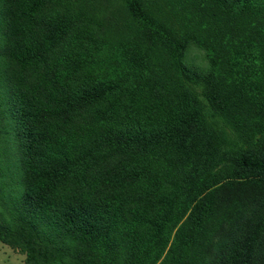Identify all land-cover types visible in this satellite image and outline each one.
<instances>
[{"label":"trees","instance_id":"16d2710c","mask_svg":"<svg viewBox=\"0 0 264 264\" xmlns=\"http://www.w3.org/2000/svg\"><path fill=\"white\" fill-rule=\"evenodd\" d=\"M48 2L6 0V10L18 3L26 20L20 62L44 65L39 90L45 99L43 114L53 109H48L49 101L69 114L95 103H106L108 109L78 140L63 134L59 123L39 117L41 99L37 107L21 110L18 142L26 196L38 202L29 201L36 203L31 210L9 208L19 227L1 230L0 225V241L11 242L17 233L27 248L28 264H53L63 256L78 264H114L115 246L126 231L131 233L132 264H253L247 239L236 246L230 240L217 243L204 256L198 250L209 240L225 201L224 183L264 181V150L248 144L264 131V0H123L126 21L121 30L126 27L136 35L116 42L84 33L69 42L63 39L83 19H97L98 0H67L69 11L54 29L46 36L32 32L34 15ZM146 34L149 44L143 43ZM188 39L205 47L207 75L179 63ZM63 41L67 46L56 59L55 74L49 55ZM85 72L93 76H82ZM192 84L202 86L200 94ZM200 97L246 146L223 148ZM124 154L134 161L118 167L107 179L109 185L145 180L146 195L170 187L152 215L149 205H135L130 219H123L125 199L118 194L85 203L52 195L58 185L83 179L96 161ZM36 172L44 180L40 189L29 180ZM258 222L255 231L264 221ZM141 223L148 227L138 232ZM66 236L73 246L60 243Z\"/></svg>","mask_w":264,"mask_h":264},{"label":"rangeland","instance_id":"374dc122","mask_svg":"<svg viewBox=\"0 0 264 264\" xmlns=\"http://www.w3.org/2000/svg\"><path fill=\"white\" fill-rule=\"evenodd\" d=\"M123 0H98L94 13L96 20L83 19L74 25L67 36L68 42L76 33L92 35L95 39H106L109 42H116L125 38L134 40L135 32L129 31L120 23L126 21L123 12ZM69 11L67 0H51L39 13L34 15L32 22V32L42 36L54 29L61 21L64 13ZM124 17V18H123ZM26 26V20L21 14L18 3L11 4L6 10V0H0V225L1 230L10 228L15 230L19 227L13 224L16 212L10 207L20 206L26 209H33L36 206V198L26 196L28 186H26L25 170L21 161L19 151V127L18 119L22 116V109L37 107L38 99H41L39 117L48 118L50 121L59 123L62 133L75 138L76 140L85 136L91 127L99 122L102 115L107 112L108 104L95 103L73 114L66 113L57 103H48L52 109L48 114H43L45 109V99L42 92L39 93L41 84L40 75L44 70V65L26 66L20 62L21 43L20 33ZM16 34L17 39L13 42L11 35ZM67 41L56 45L49 57L53 62V69H59L56 59L61 51L67 46ZM143 43L149 44V37H143ZM178 61L181 65L199 75H207L210 72V61L205 47L195 39H188L180 49ZM84 77L93 76L90 72L82 74ZM198 94L202 91L200 84L190 86ZM18 93L22 98L18 97ZM15 94H17L15 96ZM35 96V98H33ZM205 104L208 121L216 128L222 137L223 148L236 149L239 146H246L237 136L236 132L224 121V119L214 111L207 101L200 97ZM26 102V103H24ZM20 133V132H19ZM67 138V137H66ZM69 140V139H68ZM67 140V141H68ZM252 148L264 150V131L257 132L254 138L248 143ZM134 161L131 155H115L103 158L92 164L84 173L80 181H68L58 185L52 192L53 196L59 198H69L70 202L85 203L98 199L105 195H120L125 199L123 203V219H130V209L135 205H149L150 214L156 212L162 203V196L166 194L170 187L163 188L157 194L146 195L142 192L145 180H128L123 186L109 185L107 179L123 164ZM44 163L39 164L40 168ZM35 189H40L42 182L40 173L29 178ZM236 181V180H235ZM226 182L223 186L224 202L219 208L216 223L210 232L209 240L198 251L206 255L212 252L217 243L234 242V246L244 242L246 239L251 243L253 264H260L264 259V222L261 230L255 231L259 220L264 221V181L259 185L244 181L239 185L236 182ZM244 189L242 194L232 190L233 188ZM242 191V190H241ZM41 192V190H39ZM40 196V194H39ZM30 197V198H28ZM38 202V201H37ZM149 214V215H150ZM13 218V219H12ZM148 224L141 223L136 227V231L141 232ZM260 227V226H259ZM131 233L123 232L119 236L114 250V264H132L128 238ZM209 234V233H208ZM10 237V236H9ZM11 239V238H10ZM62 245L73 246L74 242L70 237H63ZM39 257V256H38ZM41 258V257H39ZM62 261L53 264H78L70 257L63 256ZM37 260H39L37 258ZM41 262V261H40ZM27 248L23 244L18 234L12 235L11 242L0 241V264H28ZM33 264V263H32ZM40 264V263H39Z\"/></svg>","mask_w":264,"mask_h":264}]
</instances>
